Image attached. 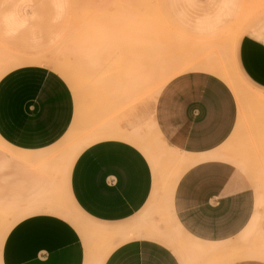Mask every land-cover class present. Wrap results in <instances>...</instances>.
Wrapping results in <instances>:
<instances>
[{
	"label": "crops",
	"instance_id": "crops-1",
	"mask_svg": "<svg viewBox=\"0 0 264 264\" xmlns=\"http://www.w3.org/2000/svg\"><path fill=\"white\" fill-rule=\"evenodd\" d=\"M239 4L161 0V9L177 31L196 36L193 42L204 48L218 41L236 13L238 18ZM232 23L228 29L237 32ZM258 28L238 31L229 49L241 78L264 93V32ZM205 56L159 88L151 120L157 138L182 154L183 168L167 189L176 226L197 239L221 242L238 235L254 215L255 192L235 165L248 179L253 167L244 164L242 152L219 151L235 126L237 100L211 69L217 59ZM133 65L131 77L143 83L163 76L148 74L144 59ZM73 113L69 85L46 65L26 64L0 76V143L7 148L0 151V223L9 224L0 264H181L169 245L135 228L137 216L141 220L143 210L151 214L157 199L156 170L139 144V133L130 130L137 120L81 141L66 161L65 153H53L52 147L67 135ZM46 188L49 200L52 188L57 189V200L80 213V224L48 209L57 202L40 205V191ZM98 238L104 242L98 245ZM100 245L106 251L95 263L93 253Z\"/></svg>",
	"mask_w": 264,
	"mask_h": 264
},
{
	"label": "rangeland",
	"instance_id": "rangeland-1",
	"mask_svg": "<svg viewBox=\"0 0 264 264\" xmlns=\"http://www.w3.org/2000/svg\"><path fill=\"white\" fill-rule=\"evenodd\" d=\"M239 8L241 14L237 18L236 13L230 22L237 25V32L242 34L258 25L264 32V0H240ZM229 24L219 32L216 43L203 48L193 42L196 36L185 31L181 34L169 23L161 0H0V67L11 63L18 54L40 53L49 64L54 60L55 65L64 68L60 73L65 70L71 81L59 74L73 95V119L79 118L69 136L52 147L53 153H65L64 160L70 161L81 141L137 120L130 130L139 133V144L156 170L157 199L151 214L143 210L141 220L137 216L135 228L147 234L150 231V235L169 245L181 264H229L246 259L264 262V93L249 86L233 66L229 48L237 32L229 30ZM135 36L140 40H134ZM204 55L217 59L216 68H227L236 85L229 84L237 100L236 123L219 151L242 152L244 164L253 167L251 173L247 172L250 181L235 165L255 192L254 215L238 235L221 242L197 239L178 229L171 217L167 189L183 166L178 161L182 154L161 142L152 125L153 90L162 83L163 76L143 79L144 83L140 77H131L138 59L145 60L148 74L175 76L192 68L196 57ZM45 63L41 64L53 70ZM68 72L78 77H74L75 82ZM1 150L6 152L7 148L0 143ZM49 191L41 189L40 205L57 202L48 209L80 224V213L73 207L68 210L57 200V189L52 188L49 200ZM1 225L0 247L9 228L8 223ZM170 237L186 238L190 245L183 250ZM97 242L99 245L104 241L98 238ZM95 251L93 262H100L106 248L100 245Z\"/></svg>",
	"mask_w": 264,
	"mask_h": 264
},
{
	"label": "bare ground",
	"instance_id": "bare-ground-1",
	"mask_svg": "<svg viewBox=\"0 0 264 264\" xmlns=\"http://www.w3.org/2000/svg\"><path fill=\"white\" fill-rule=\"evenodd\" d=\"M18 56H19V54H18ZM17 56V58L15 59L14 58V60H12V59H9V60H12V62L10 63V61H9V64H7V63H5V66H1L0 67V69H1V72H0V76L3 74V73H5L6 71H8V70H10V69H13V68H16V67H19V66H22V65H26V64H41V63H47L48 65H50V67H52L53 68V70L56 72V73H58V74H60V75H65V78H66V71L64 70V72L61 74L60 72H62L63 70L62 69H64V68H61L60 67V65L58 66V65H55L56 64V61H54V60H52V64H54L53 66H52V64H49V62L47 61V59L44 57V56H40V55H20V57H18ZM12 58V57H11ZM50 61V60H49ZM54 62V63H53ZM45 63V64H46ZM7 64V65H6ZM63 67V66H62ZM61 68V69H60ZM66 69V68H65ZM211 69H212V71L215 73V74H217L219 77H221L224 81H226V83L229 85H231L232 87H236V85H235V83H234V81L231 79V76H230V74L228 73V70H227V68L226 69H224V68H216V67H214V68H212L211 67ZM61 70V71H60ZM67 70V69H66ZM134 71V70H133ZM134 73V72H133ZM68 74L71 76V77H73V80H72V83L73 82H75V78H78V77H75V75L74 74H71V73H69L68 72ZM171 75H173V74H171ZM171 75H163V79H162V83L156 88V89H154L153 91H154V93L156 94V92L159 90V88L167 81V80H169L170 78H171ZM138 76V75H137ZM69 76H67V80L69 79L68 78ZM71 77H70V80H71ZM75 77V78H74ZM63 78H64V76H63ZM134 78H137V77H134ZM133 81V80H132ZM68 82L70 83L71 81H69L68 80ZM134 82H135V80H134ZM229 85V86H230ZM71 86V85H70ZM75 87L76 85H74V84H72V86L71 87ZM76 89L77 88H75V91H76ZM133 92V91H132ZM77 106V105H76ZM77 108V110L75 109V113H77V115L76 116H78V107H76ZM78 118H79V116H78ZM78 118L76 119L75 118V116H74V119H73V121H72V123H71V125H70V128H69V131H68V135L66 136V137H68L69 136V133H70V131H72L73 129H74V127H75V125H76V121H78ZM162 142V141H161ZM178 229H180V228H178ZM181 230V229H180ZM169 238V237H168ZM170 239L178 246V247H180L181 249H183V250H186L187 249V247L190 245L189 243H190V240H188V239H186V238H184V240H179V239H177L176 237H170Z\"/></svg>",
	"mask_w": 264,
	"mask_h": 264
}]
</instances>
